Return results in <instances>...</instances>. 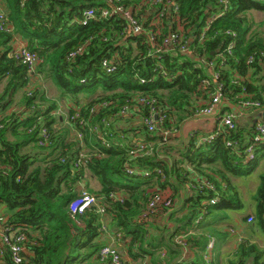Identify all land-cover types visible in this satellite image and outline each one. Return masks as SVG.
<instances>
[{
  "label": "trees",
  "instance_id": "obj_1",
  "mask_svg": "<svg viewBox=\"0 0 264 264\" xmlns=\"http://www.w3.org/2000/svg\"><path fill=\"white\" fill-rule=\"evenodd\" d=\"M177 1L184 34L194 38L193 54H181L180 51L164 52L159 56L150 54L155 49L149 43L148 32L128 36L125 33L127 23L120 15L101 17L102 9L109 8L106 0H4L6 8H2L13 32L0 29V85L4 82L0 92V162L4 167L0 170V204H5L12 212L8 216V224L27 232V247L33 252L27 264L97 263L101 247L96 240L102 229L101 216L94 208L74 217L70 212L71 203L84 191L81 183L87 177L98 181V191L87 190L104 198L114 228L124 232L131 241V255L136 259L149 255L152 264L159 261L161 255L156 257V253L162 248L168 250L172 261L181 258L182 246L175 242V238L199 227L205 218H217L219 211L243 208L240 193L226 172L238 177L250 176L264 157V144L257 146L254 162L244 163V151L253 134H249L248 128L239 127L238 123L235 130H223L212 142L199 143L197 132L187 141L180 134L183 123L200 117L197 111L209 101L201 89L203 79L212 78L207 63L203 62L204 57L209 60L215 58L233 40L235 47L221 68L225 97L220 113L215 117L217 124L219 116L240 102L257 100L264 107V77H261L262 85L254 87L251 81L256 80V74L249 76L253 67L260 69L262 61L258 60L252 66L247 64L251 55L264 50V33L252 35L255 21L248 18L253 11L264 13V0H226L227 7L223 0ZM143 2L121 0L125 6H141L137 15L150 31L153 15L146 17L148 12ZM90 9L97 18L83 26L84 12ZM210 20L207 39L200 42V34ZM162 21L164 28L157 38L159 42L162 35L167 34V26L172 19L164 18ZM263 24L264 20L259 25ZM173 27L176 28L177 24L174 23ZM227 31L235 33L236 38L228 35ZM15 36L24 39L28 48L40 57L32 73L11 56ZM81 46H84V51L74 60H69V55ZM114 58L118 63L117 69L107 73L102 62ZM36 73L51 79L61 98L72 104L68 110L70 117L80 113L88 127L100 125L102 135L111 144L104 145L98 135L89 130L85 131L82 141L75 138L71 139L72 142L67 141L68 132L60 133L55 128L60 118L55 116L57 102H51L36 87L24 93L25 108L30 113L28 117L6 116L16 94L31 84ZM99 90L105 96L83 100ZM29 92L32 96L28 95ZM138 96L156 99L157 107L165 111L161 129L172 132L167 143L159 131L150 132L143 125V120L138 129L132 124L123 125L125 121L133 122V116H115L130 99ZM103 101L110 102V107L91 114V108ZM148 114L149 110L140 106L139 112L133 115L143 119ZM104 119L110 121L109 126L105 125ZM33 127L36 128L30 131ZM41 127L52 135L50 147L39 146ZM18 128H21L20 133ZM77 128L81 127L77 125ZM10 131L14 133L15 141L8 139ZM131 133H137L140 138L130 137ZM178 140L179 144L172 143ZM227 141L235 143V147H227ZM136 142L145 143L149 153L130 155ZM29 143L35 144L40 152L37 154L49 152L43 155L41 164H36L38 161L30 154L22 153L23 147ZM83 147L90 150L82 151ZM81 154L85 158L81 166L76 167L75 162ZM45 158H50V161L44 163ZM216 163H220L224 171L213 169ZM130 168L142 174H131ZM189 168L199 174L196 179ZM144 172H149V175H144ZM218 174L221 182L216 178ZM155 186L172 190L175 203L171 209L161 213L166 223L157 229L160 235L154 236L148 244L154 251H146L144 243L148 231L144 223L141 226L135 224L146 209L154 193L150 190ZM182 191L188 193L177 210L175 196ZM214 199H217L216 204L211 203ZM254 201L255 217L252 219L264 232V174L260 177ZM187 242L193 244L198 253L207 246L205 238L192 236ZM135 246L136 251L133 250ZM263 256L257 245L246 242L239 247L237 260L228 264H264ZM4 260L13 264L8 255ZM199 264H203L201 260Z\"/></svg>",
  "mask_w": 264,
  "mask_h": 264
},
{
  "label": "built area",
  "instance_id": "obj_2",
  "mask_svg": "<svg viewBox=\"0 0 264 264\" xmlns=\"http://www.w3.org/2000/svg\"><path fill=\"white\" fill-rule=\"evenodd\" d=\"M109 8H103L101 11L102 18H108L113 15H120L127 23V27L125 28L126 35H140L143 33L147 34L149 39V43L152 44L155 51L150 52L153 55H160V53H170L174 51H180L181 54H193L194 49L192 48L193 37H187L184 31V26L181 24L180 18V5L177 0H144L143 6H145L148 12V16L153 15V19L150 21L149 29H146L142 19H140L137 15L138 8H133L131 6H125L121 4V0H106ZM222 3L225 7L228 6V1L223 0ZM6 13L3 8L0 6V29L13 32V27L8 23ZM96 13L90 9L86 10L83 15V19L81 20V24L83 26L88 25V23L96 19ZM168 18L172 19L167 26V34L162 35V39L159 42L158 36H161V31L163 30V19ZM174 23L177 24V27L174 28ZM211 20L208 21L207 26L201 32L199 41L203 42L207 38V31L210 28ZM156 27V29H154ZM228 35H232L233 38H236V34L230 31H227ZM235 47V41L233 40L226 50L222 53H218L215 55L213 59H206L204 57L203 62L207 63L208 72L211 73V79H203L201 83V89L206 93L209 97V101L197 111V115L204 116H216L220 113L221 103L223 98L225 97V84L222 81L221 77V68L226 63V56L231 55L232 51ZM84 51V46L79 47L76 51L72 52L69 55V60H74L78 54ZM215 54V53H214ZM11 56L15 58L19 63L25 65L28 68L30 73L34 72L37 64L40 61L39 55L30 50L27 45H20L12 50ZM264 62V50H259L258 52L251 55L247 64L252 66L256 61ZM218 63V65H217ZM103 68L107 73H113L116 71L118 63L116 58L114 59H105L102 62ZM145 81L142 80V83ZM29 96H32V92L28 93ZM111 103L107 101H103L98 105H94L90 112L91 114H96L97 111L106 109L110 107ZM141 107H146L149 110V114L147 117L143 118V125L150 132H158L164 137V143L168 142L169 137L172 136V132L168 130L161 129L163 125L166 114L165 111L161 108L157 107L156 99L151 98L149 96H138L132 98L125 104L119 111V114L115 116H129L135 113H138ZM233 112H226L225 114L218 117L219 124L216 131L208 136H200L198 142L206 143L212 142L216 139V137L225 129L229 131H233L237 128V118L240 116L241 112L245 109H256L261 108L262 104L257 100H246L244 102H240ZM61 116L65 119L69 128L77 140L82 141L84 138L85 131L89 130L90 132H94L98 135L104 145L109 146L111 144L107 137L102 135L103 129H101L100 125H96L93 128L88 127V122L85 118L81 117L80 113H76L71 116L67 111H64ZM104 119V123L106 126L110 125V121L106 122ZM81 127L80 129L77 128ZM33 127L30 131H32ZM253 136L251 138V143L244 151V163H248L253 161L256 157L255 151L257 146L260 144H264V123H256L254 125ZM123 139V137H122ZM52 144V135L48 131V129L41 127L39 129V146L41 147H50ZM227 147H235V143L232 141H227ZM98 152V151H97ZM99 153V152H98ZM140 153H149L148 146L143 142H136L135 148L130 151V155L137 156ZM241 154V153H239ZM85 158L84 154L80 155V158L75 162V166H81L83 163V159ZM65 160L63 159L62 162ZM0 170H4L0 162ZM131 174L141 175L142 172L137 169H128ZM144 175L148 176L149 172H144ZM209 188L212 189V186L209 185ZM113 197V196H112ZM116 199V196H114ZM100 197L89 193L88 191H83L81 196L74 200L70 205L71 216L82 215L86 211L90 209H96L97 213L104 217L107 214L106 207L100 203ZM217 199L211 201L212 204H216ZM173 196L170 194L168 197L164 196L160 192L153 193L149 199V202L146 206V209L141 213L139 217V222H146L162 212L166 209H171L174 206ZM201 219V218H200ZM198 220V222L200 221ZM9 218L6 216L0 217V223L2 225L1 238L2 244L0 245V259L6 258L8 255L9 259L13 264H27V242L29 240L27 232L21 228H16L13 225L8 224ZM197 222V223H198ZM249 222H253V219L250 217ZM105 230V226H103ZM117 237H121V233L117 234ZM175 242L178 245H181L182 248H186L188 242L186 240L185 235L177 236L175 238ZM214 248V239H210L208 244V250L212 251ZM165 256V253L162 255ZM206 260H208V256H206ZM97 264H123V259L121 253L117 246L115 245H104L101 247L99 253L97 254Z\"/></svg>",
  "mask_w": 264,
  "mask_h": 264
},
{
  "label": "crops",
  "instance_id": "obj_3",
  "mask_svg": "<svg viewBox=\"0 0 264 264\" xmlns=\"http://www.w3.org/2000/svg\"><path fill=\"white\" fill-rule=\"evenodd\" d=\"M4 3H5L4 0H0V6L3 8L5 7ZM252 13L255 14L257 12L253 11ZM20 45H27V43L21 37L15 36L13 43H12L13 49ZM262 63L263 62H260V65H261L259 66L260 69L258 67H253L249 71V76H253L254 74H256L255 76L256 80L251 81L254 87L261 86L263 83L261 77H264V65ZM42 77L44 78V80H46L45 86H43L42 82L41 84L37 82L39 78L42 79ZM31 79H32L31 84L26 89H22L16 94L14 103L12 104L11 107L8 108L5 115L11 116V115L16 114L19 117L22 116L21 119H24L30 115V113H28L27 109L25 108V104L23 100L24 93L29 88H31V85H34V83H36L33 87H36L37 89H39L41 91V94H45V97L49 98L51 101L57 102L58 110L57 112H55L56 113L55 116H58L60 118H59V121L56 123L55 128L60 133L68 132L67 141H71L72 138L74 139L72 132L69 130L70 129L69 125L67 124L65 119L61 116V114L64 111L68 112L70 106L72 105L69 102H67V100L66 101L63 100L64 102H66V104L63 105L60 103L61 102L60 100L55 99L54 97L49 95V89L47 85H50V84L47 81H50L52 83V87L54 90H56V92L58 90L51 79L39 73H36ZM52 87H51V90H53ZM3 88H4V82L0 85V92H2ZM58 92H59L58 93L59 95L60 91L58 90ZM83 100L86 101L87 99L84 98ZM235 108L236 107H231V109L228 112H233ZM134 115L133 114L130 115V117L132 116L134 117L133 122L125 121V123L123 124L124 127L129 126L131 124L134 127H138V129L141 127L142 125L141 117L139 115L137 116H134ZM215 117L216 116H204V117L200 116V117L191 119L190 121L196 123V125L189 129L185 127V124L187 123L185 122L183 124L180 137L182 136L184 138L183 140L187 141L189 137H191V135L195 132H197L200 136H207L209 134L214 133L218 127L217 120ZM237 120H238L237 123L239 127L242 126V127L248 128L250 132L249 134L252 135L253 130H254V125L256 123H264V107L263 108L261 107L259 109H245L241 112L240 116H238ZM120 126L123 128L122 125H119V127ZM17 131L20 133L21 128H18ZM130 137L140 138L137 135V133H131ZM8 139L10 141L16 140L14 133L12 134L11 131L8 132ZM178 141L180 143V140ZM79 146H80V143H79ZM83 149L84 150L82 151H85V152H88L90 150V148L88 147H83ZM37 150L38 149L36 148L34 143H29L23 147L22 153L30 154L33 159H36L38 161V163L36 164H41L42 163L41 160L44 158L43 155L48 154L49 152L45 151L43 152L44 154L42 153L43 155H40V154H37V153H40ZM49 161H50V158L44 159V163H48ZM213 169H216L218 171H224L220 163L214 164ZM189 170L191 169L189 168ZM192 172H193L192 177L196 179V177L199 176V174L194 171ZM257 174H258V177H257L258 179L255 178ZM263 174H264V157L260 159L259 165L257 166V168L254 170V172L250 176L238 177V176H233L226 172V175L228 176L230 182L234 186L237 187L240 193V197L243 202V208L241 210H227V211H222V212L219 211V214H218L219 216L217 218H215L214 216L205 218L204 221L202 222L203 224L199 226L200 228L199 227L193 228L191 231L188 232V234H185L186 240L188 239V237H192V236L198 237V238H205L207 240L206 249L202 253H198V249L194 247L193 244H188L186 248H182V257L172 261L173 257L169 255L168 250L165 248H162L160 251H157L156 253V257L158 255L159 256L161 255L159 261H157V264H174V263L175 264H199L200 260L203 264H228L230 261L237 260L238 250L242 244L249 242L251 244L257 245L259 241H264V232L256 226L255 224L256 220H254L253 222H249L250 217L251 218L255 217L256 202L254 201V196L257 193V190L260 185V177ZM216 178L218 179V181L221 182V178L219 177V174L216 176ZM87 188L90 191H98L100 189V185L97 180L87 177L85 181L81 183V189L88 191ZM167 190L169 189L167 188ZM170 192L172 195L173 191L170 190ZM187 193L188 191H182L179 196H175L176 198L175 209L178 210V208L182 206V204L184 203V200L186 199L185 197ZM100 203L104 205L103 197H101ZM11 214L12 212L7 208L5 204H0V217H3V216L8 217ZM101 218H102V229H101L100 236L96 240L97 243L100 244V247L111 244V245L117 246L119 251L120 250L123 251V248H124L130 255L129 258H131L133 262L137 261L138 259L132 256L130 253V248H129L130 242H131L130 239L126 237L124 232L118 231L116 228H114L115 224H114V221L112 220V217L108 215L107 213L104 217H101ZM165 221H166V218L163 217L161 214H159L158 216L146 222H137L135 224V226L136 225L141 226L144 223L145 230L148 231L147 241L144 243V248L146 249V251L147 250L154 251V249L149 247L148 244L154 236L157 237L160 235V232L157 229L164 227L166 223ZM172 225H174V223ZM103 226H105V230L103 229ZM1 231H2V225L0 223V245L2 244ZM118 233H121L120 238L117 237ZM210 239H214V248L212 249V251L209 252L207 250H208V244H209ZM133 250L136 251L137 247L136 246L133 247ZM133 250H132V253H133ZM261 251L264 253V250H261ZM163 253H165L164 257L162 256ZM26 255H27L28 261L30 257H33V252L31 251L30 248L27 249ZM206 256H208V260H206ZM139 259H141V262L143 261L142 264H152L153 263L152 257H150L149 255L145 256V258H139ZM263 260H264V256H263ZM0 264H10V262L4 259H0ZM85 264H97V263L88 261Z\"/></svg>",
  "mask_w": 264,
  "mask_h": 264
},
{
  "label": "rangeland",
  "instance_id": "obj_4",
  "mask_svg": "<svg viewBox=\"0 0 264 264\" xmlns=\"http://www.w3.org/2000/svg\"><path fill=\"white\" fill-rule=\"evenodd\" d=\"M248 18L249 19H252L253 21H255L253 24H252V35H259L260 34V32L261 31H263V33H264V24L263 25H259L263 20H264V13H261V12H257V13H252V14H248ZM259 33V34H258ZM251 36V35H250ZM39 84H41V82L43 83V86H45L46 85V80H44V78L42 77V79H40L39 78V80L37 81ZM50 85H51V87H52V83L50 82V81H47ZM36 83H34V85H35ZM34 85H31V89H35V87H33ZM50 85H47V87H48V89H49V95L50 96H52V97H54L55 99H58V100H60L61 102V104H63V105H65L66 103L63 101V100H65L64 98H61L60 97V94L58 95V90H57V92H56V90H54L53 89V87H52V89L53 90H51V87H50ZM42 86V85H41ZM102 96H105V94L104 93H102L100 90L99 91H97L96 93H94V94H92L90 97H87V98H85V99H87V100H93V99H97V98H100V97H102ZM81 97H83L84 98V96H81ZM66 101V100H65ZM51 102H53V101H51ZM68 102V101H67ZM48 105V104H47ZM72 105V104H71ZM177 119V118H176ZM187 121V123L185 124V127L186 128H191V127H193V126H195L196 125V123H194V122H191L190 120H186ZM184 124V123H183ZM174 145H176V144H178L179 143V141H173L172 142ZM258 177V174L255 176V178L256 179H258L257 178ZM94 186V185H93ZM156 188L154 189H151L150 190V193H152V192H154V193H156L157 191H159L160 193H162L164 196H166V197H168V195H170L171 194V192H170V190H167V189H162V188H158L157 186H155ZM248 194V193H247ZM176 207V206H175ZM259 241V240H258ZM257 245H258V247L261 249V250H264V241H259V243H257ZM121 251V254H122V257H123V264H132V263H134V264H142V262H141V259H138L137 261H134L133 262V260L131 259V258H129L130 257V255L128 254V252L123 248V251L122 250H120Z\"/></svg>",
  "mask_w": 264,
  "mask_h": 264
},
{
  "label": "bare ground",
  "instance_id": "obj_5",
  "mask_svg": "<svg viewBox=\"0 0 264 264\" xmlns=\"http://www.w3.org/2000/svg\"><path fill=\"white\" fill-rule=\"evenodd\" d=\"M254 162V161H253ZM254 165V164H253Z\"/></svg>",
  "mask_w": 264,
  "mask_h": 264
},
{
  "label": "water",
  "instance_id": "obj_6",
  "mask_svg": "<svg viewBox=\"0 0 264 264\" xmlns=\"http://www.w3.org/2000/svg\"><path fill=\"white\" fill-rule=\"evenodd\" d=\"M214 55V54H213Z\"/></svg>",
  "mask_w": 264,
  "mask_h": 264
}]
</instances>
